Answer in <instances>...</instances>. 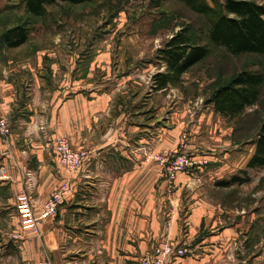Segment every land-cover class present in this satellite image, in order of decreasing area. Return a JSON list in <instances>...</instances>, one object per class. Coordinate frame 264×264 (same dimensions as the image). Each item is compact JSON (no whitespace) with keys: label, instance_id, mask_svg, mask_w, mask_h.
Returning <instances> with one entry per match:
<instances>
[{"label":"crops","instance_id":"1","mask_svg":"<svg viewBox=\"0 0 264 264\" xmlns=\"http://www.w3.org/2000/svg\"><path fill=\"white\" fill-rule=\"evenodd\" d=\"M80 49L35 48L0 79V115L12 129L0 134V264H136L166 237L187 249L166 264H261L259 254L235 262L246 212L220 193L223 178L239 170L238 145L223 139L227 117L211 103L197 117L190 96H171L153 84L152 68L118 62L110 46ZM183 134L208 166L170 188L152 155L175 150ZM56 136L90 152L79 173L61 163ZM29 178L37 209L70 186L38 235L23 230L19 210Z\"/></svg>","mask_w":264,"mask_h":264},{"label":"rangeland","instance_id":"2","mask_svg":"<svg viewBox=\"0 0 264 264\" xmlns=\"http://www.w3.org/2000/svg\"><path fill=\"white\" fill-rule=\"evenodd\" d=\"M254 1L264 4V0ZM208 2L213 4L212 0ZM207 22L206 16L195 12L181 0H94L78 5L59 2L48 7L45 17L30 14L21 0H0V79L6 75L5 69L12 61L28 56L35 48L56 47L63 53L67 49L79 51L80 48L86 50L91 46L105 45L117 54L118 62L126 59L137 65L136 68H152L153 84L159 87L158 75L167 73L162 51L174 34L186 30L193 43L209 48V55L178 81L159 88L169 87L171 96L176 98L190 96L195 103L192 113L196 111L197 117L207 109L209 114V99L213 93L243 70L264 73V57L229 54L223 46L210 40ZM17 25L30 28L28 40L11 48L4 37ZM263 119L264 88L258 105L236 119L226 118L223 124L229 129L228 135L223 136L228 141L227 146L238 145L239 170L223 178L224 181H232L237 177L238 181H232L230 186H221V197L227 200V205L239 209V213L246 212L239 215L241 229L235 262L259 254L257 257L260 258L255 257L254 262L261 260L264 264V168H248L250 160L246 164L248 157L254 155V139ZM213 121L219 123L216 118ZM207 141L213 143L212 139ZM188 146L186 152L191 154Z\"/></svg>","mask_w":264,"mask_h":264},{"label":"trees","instance_id":"3","mask_svg":"<svg viewBox=\"0 0 264 264\" xmlns=\"http://www.w3.org/2000/svg\"><path fill=\"white\" fill-rule=\"evenodd\" d=\"M27 11L37 17H45L48 7L59 2L74 5L94 0H21ZM195 12L208 18L209 37L216 45L223 46L235 56L255 54L264 57V4L254 0H181ZM26 25L11 28L4 37L11 48L19 47L28 40ZM167 65V73L158 75L159 87L174 83L194 65L205 60L209 48L195 44L186 30L173 35L162 51ZM264 88V73L243 70L238 72L229 83L219 87L209 99L216 112L236 119L261 100ZM254 143L256 149L248 163V168H264V119ZM232 181H238L235 177ZM232 181H222L221 186H230Z\"/></svg>","mask_w":264,"mask_h":264},{"label":"built area","instance_id":"4","mask_svg":"<svg viewBox=\"0 0 264 264\" xmlns=\"http://www.w3.org/2000/svg\"><path fill=\"white\" fill-rule=\"evenodd\" d=\"M45 130V128H43ZM0 134L8 138L12 134L9 121L0 116ZM188 136L183 135L179 148L173 151H164L152 155L161 166L162 177L165 178L170 188H173L177 179L182 173L190 174L194 170L207 164L191 154H187ZM54 148L59 154L61 163L74 173H79L84 161L89 157L90 152L86 150H76L72 147L67 137L56 136L54 139ZM6 177L5 168L0 169V178ZM30 183L23 188L19 195V210L22 215L23 230L31 234H39V221L50 217H55L59 206L63 203L65 195L70 192V186L64 184L51 193L49 200L41 208L37 209L32 197L34 182L29 178ZM37 210L39 213L37 214ZM187 254V249L173 244L166 237L160 240L152 251L141 257L136 264H166L170 259L182 258ZM40 264H53L49 259Z\"/></svg>","mask_w":264,"mask_h":264}]
</instances>
